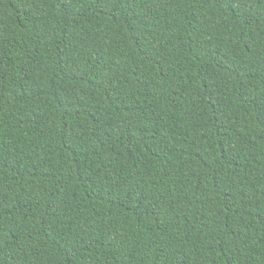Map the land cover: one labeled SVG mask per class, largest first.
Instances as JSON below:
<instances>
[{"label": "trees", "instance_id": "16d2710c", "mask_svg": "<svg viewBox=\"0 0 264 264\" xmlns=\"http://www.w3.org/2000/svg\"><path fill=\"white\" fill-rule=\"evenodd\" d=\"M0 264H264V0H0Z\"/></svg>", "mask_w": 264, "mask_h": 264}]
</instances>
